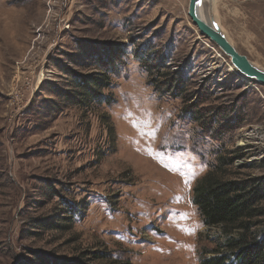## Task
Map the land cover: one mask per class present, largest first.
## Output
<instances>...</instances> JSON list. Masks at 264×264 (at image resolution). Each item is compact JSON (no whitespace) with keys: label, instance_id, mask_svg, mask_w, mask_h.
<instances>
[{"label":"rangeland","instance_id":"rangeland-1","mask_svg":"<svg viewBox=\"0 0 264 264\" xmlns=\"http://www.w3.org/2000/svg\"><path fill=\"white\" fill-rule=\"evenodd\" d=\"M187 4L0 0V264H199L237 236L202 225L192 187L217 165L264 181V86ZM209 14L264 69V0ZM104 75L98 98L75 85ZM251 222L261 236L264 199Z\"/></svg>","mask_w":264,"mask_h":264},{"label":"trees","instance_id":"trees-1","mask_svg":"<svg viewBox=\"0 0 264 264\" xmlns=\"http://www.w3.org/2000/svg\"><path fill=\"white\" fill-rule=\"evenodd\" d=\"M107 68V67H106ZM104 77H92L88 81L75 82L80 94L98 98L96 86L107 85ZM103 81V82H101ZM70 98L75 100L74 94ZM81 101V100H80ZM192 203L204 226H223L239 229L235 237H229L224 245L203 248L199 264H264V232L253 236L251 218L257 214V205L264 199V181L261 177L242 180L226 178L221 166L208 170L192 187ZM113 264H131L127 260H114ZM72 261H49L45 264H73ZM74 264H81L80 262Z\"/></svg>","mask_w":264,"mask_h":264},{"label":"water","instance_id":"water-1","mask_svg":"<svg viewBox=\"0 0 264 264\" xmlns=\"http://www.w3.org/2000/svg\"><path fill=\"white\" fill-rule=\"evenodd\" d=\"M187 15L192 23L197 27L199 33L213 42L226 56H228L234 69L264 86V69L254 65L244 54H241L229 42L226 36L221 33L217 22L211 18H205L197 12V3L188 0Z\"/></svg>","mask_w":264,"mask_h":264},{"label":"bare ground","instance_id":"bare-ground-1","mask_svg":"<svg viewBox=\"0 0 264 264\" xmlns=\"http://www.w3.org/2000/svg\"><path fill=\"white\" fill-rule=\"evenodd\" d=\"M207 0H200V3H198L197 4V12H198V14L199 15H203V5H204V3L206 2ZM210 1H215V0H210ZM211 3V2H210ZM203 17H205L204 15H203ZM213 18V16H210V14L208 15V19L209 18ZM214 19V18H213ZM217 22V21H216ZM217 24L219 25V23L217 22ZM219 27H220V25H219ZM220 31H221V33H223V31H222V29H221V27H220ZM224 34V33H223ZM228 39V38H227ZM231 43V42H230ZM253 63V62H252ZM254 64V63H253ZM255 65V64H254ZM230 66V69L231 70H233V71H236L235 69H234V67L230 64L229 65ZM257 66V65H256ZM257 67H259V68H261L260 66H257ZM263 69V68H262ZM242 77H244V78H246L244 75H242Z\"/></svg>","mask_w":264,"mask_h":264},{"label":"snow or ice","instance_id":"snow-or-ice-1","mask_svg":"<svg viewBox=\"0 0 264 264\" xmlns=\"http://www.w3.org/2000/svg\"><path fill=\"white\" fill-rule=\"evenodd\" d=\"M194 2L195 3H200V0H194ZM157 131H158V129H157ZM189 175V179H186L185 180V184L187 185V186H190V179L192 178V177H194V175H195V172H194V170H190V173L188 174ZM176 199H182V197L181 198H176ZM184 215V217L186 218V216H187V214H183ZM182 230H184V229H182Z\"/></svg>","mask_w":264,"mask_h":264}]
</instances>
